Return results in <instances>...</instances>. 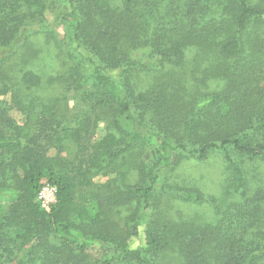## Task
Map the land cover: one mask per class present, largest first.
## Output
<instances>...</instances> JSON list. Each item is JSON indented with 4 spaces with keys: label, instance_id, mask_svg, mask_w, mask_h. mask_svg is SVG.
Here are the masks:
<instances>
[{
    "label": "trees",
    "instance_id": "16d2710c",
    "mask_svg": "<svg viewBox=\"0 0 264 264\" xmlns=\"http://www.w3.org/2000/svg\"><path fill=\"white\" fill-rule=\"evenodd\" d=\"M58 28L61 69L44 74L33 39ZM212 152L234 199L207 220L161 209V171ZM246 161L264 163V0H0V264H264Z\"/></svg>",
    "mask_w": 264,
    "mask_h": 264
},
{
    "label": "rangeland",
    "instance_id": "374dc122",
    "mask_svg": "<svg viewBox=\"0 0 264 264\" xmlns=\"http://www.w3.org/2000/svg\"><path fill=\"white\" fill-rule=\"evenodd\" d=\"M55 1V0H54ZM59 6L55 5L54 9H58ZM51 11L47 17L51 22L54 16V11ZM58 36H56L54 41H46L42 37L36 36L33 39L34 48L38 51L36 59L33 61V64L37 70L46 74L50 73L53 70L61 69L62 57H60L59 51H57V43L61 42L63 37V30L58 28ZM65 43V42H64ZM65 45V44H64ZM9 101V98H5ZM10 116L17 122L22 123L24 118L16 111L12 110ZM103 125H99V131L97 137L102 135ZM149 147V146H148ZM148 151H151L152 148H148ZM146 150V151H147ZM173 165L170 169H165L161 171L159 177L158 187L161 186V199L159 207L164 211H167L170 208L171 214L176 217H190L197 216L200 219L210 218L212 216V208L209 203L212 199L221 200L222 204L232 201L234 198H224L226 194L227 186V174L225 172V162L218 152H212L204 160L196 159H181L179 162H173ZM243 169L247 174L248 180V189L251 193L261 187L264 190V163L263 162H244ZM245 174V175H246ZM108 177V176H107ZM107 177L97 178L95 181L102 183ZM131 182H136L135 177L130 179ZM189 187L196 189L204 196V203L201 205H195L182 201L176 197L174 198L171 195L173 189L175 188H184ZM262 223L260 222H248L244 232V237H246L247 242H254L256 238L251 234V231L257 230V228H262ZM264 228V227H263ZM143 242V233L140 230V237L136 240H131L129 245L132 248H137ZM89 253L95 257L98 255V248L91 247Z\"/></svg>",
    "mask_w": 264,
    "mask_h": 264
},
{
    "label": "built area",
    "instance_id": "2783aa9c",
    "mask_svg": "<svg viewBox=\"0 0 264 264\" xmlns=\"http://www.w3.org/2000/svg\"><path fill=\"white\" fill-rule=\"evenodd\" d=\"M35 200L38 203L40 209L48 212L56 202L55 187L51 186L45 181H42Z\"/></svg>",
    "mask_w": 264,
    "mask_h": 264
}]
</instances>
